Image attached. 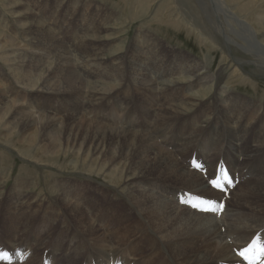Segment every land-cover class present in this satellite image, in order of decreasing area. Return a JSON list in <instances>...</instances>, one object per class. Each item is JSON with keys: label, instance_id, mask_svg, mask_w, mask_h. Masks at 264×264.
<instances>
[{"label": "rangeland", "instance_id": "obj_1", "mask_svg": "<svg viewBox=\"0 0 264 264\" xmlns=\"http://www.w3.org/2000/svg\"><path fill=\"white\" fill-rule=\"evenodd\" d=\"M218 1L222 5L218 6ZM138 62L142 68L134 69ZM199 69L213 76L214 83L207 84L209 91L206 85L192 90L203 100L179 116L190 121L176 118L168 130L177 126L189 129L197 124L206 128L213 117L205 113L206 106L215 102L223 105L226 112L229 105L248 101L255 102V107H264V0H0V104L3 102V121L7 118L14 122H3L0 128V256L8 257L2 263L16 260L19 264H77V256L71 263L58 259L60 246L54 251L53 241L49 240L40 255L43 258L24 262L28 259V248L22 246L25 241L33 243L37 232L47 231L45 227L58 232L64 229V223L69 224L63 209L48 195H60L62 191V197L79 209L71 215L83 213L86 222L92 219L105 231L119 211L129 210L135 216L125 196L135 199L136 194L160 195L163 177L156 176L154 169L150 174L140 173L143 176L137 179L134 166L139 158L127 152L130 140H122L115 147L101 145L97 151L67 124L69 118L60 117L75 110L80 114L86 111L85 117L97 122L145 132L155 122L140 108L150 103L139 99L152 93L161 101L164 94L157 88L160 78L184 84ZM107 81L119 86L104 94L99 88ZM66 82L73 85L67 86ZM60 88L67 93H58ZM180 88V94L184 93L186 89ZM37 112L46 117L47 113L53 115L57 123L49 129L41 128L48 123L42 119L44 116L38 119ZM130 122L135 127L129 126ZM47 130L55 137L43 136ZM22 133L26 138L16 143ZM157 140L161 141V136ZM235 161L233 155L232 164ZM239 181L249 180L241 176ZM154 211L157 218L166 214ZM126 220L130 223L120 227L131 231V217ZM69 225L75 228L73 219ZM175 226L174 221L171 227L176 229ZM224 231L225 227L221 231L223 238ZM15 235L20 237L13 247L12 242L5 243ZM215 238L214 243L218 242ZM132 239H152L157 243L152 233ZM146 250H130L123 259L107 252L103 264L110 259L114 260L112 264L139 261ZM77 259L81 261L78 264L88 262Z\"/></svg>", "mask_w": 264, "mask_h": 264}, {"label": "bare ground", "instance_id": "obj_2", "mask_svg": "<svg viewBox=\"0 0 264 264\" xmlns=\"http://www.w3.org/2000/svg\"><path fill=\"white\" fill-rule=\"evenodd\" d=\"M219 5H222L220 1H218ZM229 14L232 17L235 15L230 12ZM99 32L97 31V34ZM133 68L141 69V63L138 62ZM193 72L195 74L191 76L190 80L184 82L185 85L177 84L178 81L176 80L167 83L165 79L160 78L157 88L161 89V93L164 94V97H161V101H159L160 97L157 98L156 94L152 93L139 99V101L150 103L151 106L140 108L143 113L144 111L147 113L149 120L152 119L155 122V126L145 132L141 131L138 133L139 131L136 129L128 131L116 125L113 126L101 121L97 122L85 117L86 111L80 114L79 111L76 112L75 110L73 113L75 115L60 117L69 118L67 124L97 151L101 145L115 147L116 145L119 146L123 142L122 140H130L127 152L136 153L139 158L136 166H134L139 174L137 179L146 172L150 174V169H154L152 171L157 173L156 176L162 175L163 181L161 182L163 184L162 187L159 186L158 188L160 195L155 192L153 193L154 195L148 193L149 196L147 197L144 196L145 194H142L143 196L136 194L135 199L125 196L127 203L130 205V210L134 209L135 216L133 217L128 209L126 213L119 211L114 222L107 226L106 231L93 223L92 219L86 222L83 213H78V216L71 215L72 211L79 209L74 203L63 198L62 191L60 192L61 196L59 194L48 195L51 201L53 200L51 196L54 197V203H57L63 209L64 215L69 220L67 223L70 224V220L72 221L73 219L75 225H72V227L75 228H71L69 224L64 223V229L58 232L47 227H45L46 232H42L44 229L40 230L37 232L33 243L25 241L22 245L28 248V252L25 254L28 259L24 262L33 263L36 259L40 260L43 258L40 255L43 253L44 248L47 249L46 245L49 240L53 241L54 251H58L57 248L60 246V252H56V254H58V259L59 257L63 258L65 263H71L73 258L77 256L86 262L88 261L86 264H90L92 260L98 264H103L107 252L108 254L112 253L115 258L120 256L123 259L130 250L136 248L144 250L147 248L148 250H146L141 260L133 261L129 264H218L221 262L232 264L238 260L237 256L233 254L234 250H239L245 246L255 235L264 238V107H255V102L251 103L248 101L242 102V104L237 106L236 104L235 106L229 105L231 108L226 112L223 105L215 102L210 107L206 106L208 109L205 110V113L208 112V116L211 113L213 114L212 120L208 121L209 124L206 128L203 129L197 124L189 129L177 126L173 130H168V126L176 118L187 114V109L189 110L192 106H196L194 105L196 101L203 100V97L192 94V90L197 86L206 85L204 88L209 91L210 88L207 84L214 83V77L205 71L199 69ZM65 84L70 86L72 83L66 82ZM118 86L112 81H107L99 89H102L104 94H106L112 92ZM180 86L186 89L182 94H180L182 91ZM192 86L195 87L190 88ZM57 92L67 93L62 91L61 88ZM91 95L95 97L93 93ZM215 96H217V93H215ZM212 98H214V95ZM4 100L6 99L4 98ZM2 103L0 104V128L4 127L2 125L3 122L5 124L14 123L12 119L7 118L3 121L2 115H5V112L3 110L4 107L1 106L3 105ZM237 112L239 113L237 117L234 115L227 116V114ZM146 113H144V116H146ZM37 114L39 116L38 119L44 116L43 112H37ZM26 117L29 119L28 116ZM44 117L42 119L48 123V126H41V128L48 127L49 129V127L52 128L51 124L57 123L53 115L51 116L47 113V117L46 115ZM193 118L198 120L197 117ZM179 119L182 122L190 121L187 118ZM25 123L28 124L27 122ZM80 123L83 124L79 125ZM129 126L135 127L132 122L129 123ZM47 132L48 130L43 133V136L49 135L52 138L53 135L51 136L50 132ZM160 136L161 141H158L157 138H160ZM1 137L4 136L1 135ZM25 138L24 135L18 136L15 142L19 143L21 142L20 140ZM137 149L142 151L143 155H140ZM194 150L195 153H192ZM215 155L216 161L214 160ZM233 155H236V161L232 164ZM238 158H240V161H238ZM188 160L189 162L192 160L200 162L203 165V169L196 170L193 167H189ZM220 163L226 164L233 178L238 179V177L246 176L249 180L246 182L239 181L228 191V196L224 197L209 186V179L214 176ZM226 173L227 171L224 169L219 171L220 177H223ZM216 177L217 173L212 179H216ZM148 179L156 180L154 177H148ZM30 182L28 181L27 183L29 187L31 186ZM114 187L116 188V186ZM138 187H134V189L140 191ZM117 191L120 194L121 191ZM185 191L190 194H201L208 199L215 200L217 203L222 200L225 203L224 212L217 218L215 216L217 215L216 213L203 214L190 210L182 202ZM122 195L124 196L125 193H122ZM24 196L26 197V195ZM137 205H141L140 209H138ZM154 209L159 212H166V214L157 218ZM139 210H142L147 216H143ZM129 216L131 217V224L134 226L131 231L120 227V225H128L130 223L126 220ZM173 220L176 222V229L171 227ZM121 221L124 222L120 224ZM223 227H225L224 238L221 233ZM112 229H115V231H112ZM143 233L155 235L158 244L152 239H148L147 242L141 239H132L136 235ZM19 237L15 235L13 238L4 241L6 244H10V242H15ZM214 237L218 239V242L214 243ZM226 238L229 240H226ZM13 245L14 243L11 246L13 247ZM56 254L53 255L56 256ZM77 257L75 260H77L78 264L81 261ZM2 260L0 259V264H3ZM11 264H19V262L15 260Z\"/></svg>", "mask_w": 264, "mask_h": 264}, {"label": "snow or ice", "instance_id": "obj_3", "mask_svg": "<svg viewBox=\"0 0 264 264\" xmlns=\"http://www.w3.org/2000/svg\"><path fill=\"white\" fill-rule=\"evenodd\" d=\"M192 167L197 170L203 169V166L200 163H197L195 161H193ZM223 179L226 182L228 187L232 186L231 181L228 179L227 174H224ZM209 184L213 188L222 190V185L220 183L219 170L217 172L216 179H209ZM191 206L193 209H199L201 212H204V213H219L224 208V205L222 203L218 204L213 201H208V200L199 199V198H197V202L193 203ZM253 248H257L258 250V255L255 257V259L260 260V257L264 255V247L259 246L257 239H253L251 244H249L248 247L238 252L237 255L243 257L244 259H248L249 257L246 254L250 252ZM7 258H8L7 255L0 256V259H7ZM261 264H264V261H261Z\"/></svg>", "mask_w": 264, "mask_h": 264}]
</instances>
